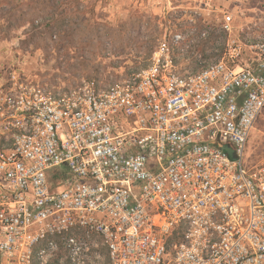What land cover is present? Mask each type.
<instances>
[{"label":"built area","instance_id":"1","mask_svg":"<svg viewBox=\"0 0 264 264\" xmlns=\"http://www.w3.org/2000/svg\"><path fill=\"white\" fill-rule=\"evenodd\" d=\"M222 27L197 71L165 33L106 86L0 81V264H264V161L245 162L264 38L233 35L226 11Z\"/></svg>","mask_w":264,"mask_h":264},{"label":"rangeland","instance_id":"2","mask_svg":"<svg viewBox=\"0 0 264 264\" xmlns=\"http://www.w3.org/2000/svg\"><path fill=\"white\" fill-rule=\"evenodd\" d=\"M4 2L0 0V81L19 73L56 87L70 88L84 78L106 86L146 68L165 33L188 39L177 50L179 67L197 71L224 51V11L233 16V35L253 42L264 38V0H71L65 13L71 34L64 46L58 34L39 36L28 25L9 31ZM212 31L216 37L206 45ZM262 161L264 110L245 150L246 163Z\"/></svg>","mask_w":264,"mask_h":264},{"label":"trees","instance_id":"3","mask_svg":"<svg viewBox=\"0 0 264 264\" xmlns=\"http://www.w3.org/2000/svg\"><path fill=\"white\" fill-rule=\"evenodd\" d=\"M71 0H5L2 4L3 9L6 10L5 16L8 23V30L14 27L29 26L31 30L38 32L39 36L52 37L56 34L59 35V45H66L70 32L68 30L69 23L66 20L65 13L70 7ZM41 15L38 14H43ZM38 15V17L36 16ZM15 22V24H14ZM69 32V33H68ZM36 36V35H34ZM190 38V36H188ZM216 37L214 31L211 32L209 39L205 42L212 40ZM57 36L56 39L58 40ZM58 43V42H57ZM207 48L203 47L205 51Z\"/></svg>","mask_w":264,"mask_h":264},{"label":"water","instance_id":"4","mask_svg":"<svg viewBox=\"0 0 264 264\" xmlns=\"http://www.w3.org/2000/svg\"><path fill=\"white\" fill-rule=\"evenodd\" d=\"M226 150H228L230 152V154H233V150L229 147H226Z\"/></svg>","mask_w":264,"mask_h":264}]
</instances>
